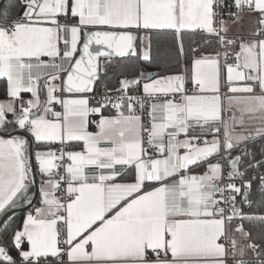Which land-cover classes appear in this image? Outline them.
I'll list each match as a JSON object with an SVG mask.
<instances>
[{"label":"snow or ice","instance_id":"obj_1","mask_svg":"<svg viewBox=\"0 0 264 264\" xmlns=\"http://www.w3.org/2000/svg\"><path fill=\"white\" fill-rule=\"evenodd\" d=\"M0 93V264H264V0H0Z\"/></svg>","mask_w":264,"mask_h":264},{"label":"trees","instance_id":"obj_2","mask_svg":"<svg viewBox=\"0 0 264 264\" xmlns=\"http://www.w3.org/2000/svg\"><path fill=\"white\" fill-rule=\"evenodd\" d=\"M170 36L169 37H155L153 40V46H152V52L151 55L153 57H160L163 55V52L167 49L168 43H170ZM150 71H156L157 69L155 67H152L149 69ZM3 98V94L0 93V99ZM23 213L18 212L17 217H22Z\"/></svg>","mask_w":264,"mask_h":264},{"label":"water","instance_id":"obj_3","mask_svg":"<svg viewBox=\"0 0 264 264\" xmlns=\"http://www.w3.org/2000/svg\"><path fill=\"white\" fill-rule=\"evenodd\" d=\"M20 212L19 210H17V213Z\"/></svg>","mask_w":264,"mask_h":264}]
</instances>
